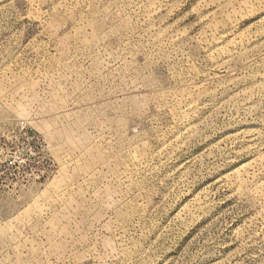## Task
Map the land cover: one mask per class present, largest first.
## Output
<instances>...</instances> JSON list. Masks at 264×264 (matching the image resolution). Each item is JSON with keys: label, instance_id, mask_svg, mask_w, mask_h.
I'll return each mask as SVG.
<instances>
[{"label": "rangeland", "instance_id": "rangeland-1", "mask_svg": "<svg viewBox=\"0 0 264 264\" xmlns=\"http://www.w3.org/2000/svg\"><path fill=\"white\" fill-rule=\"evenodd\" d=\"M0 264H264V0H0Z\"/></svg>", "mask_w": 264, "mask_h": 264}]
</instances>
